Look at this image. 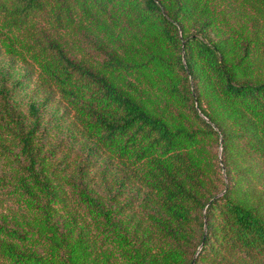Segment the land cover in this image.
I'll return each instance as SVG.
<instances>
[{"label": "trees", "instance_id": "1", "mask_svg": "<svg viewBox=\"0 0 264 264\" xmlns=\"http://www.w3.org/2000/svg\"><path fill=\"white\" fill-rule=\"evenodd\" d=\"M0 264H264V0H0Z\"/></svg>", "mask_w": 264, "mask_h": 264}, {"label": "water", "instance_id": "2", "mask_svg": "<svg viewBox=\"0 0 264 264\" xmlns=\"http://www.w3.org/2000/svg\"><path fill=\"white\" fill-rule=\"evenodd\" d=\"M196 256H197V255H196ZM196 256H195V257H196ZM195 257H194V259H195Z\"/></svg>", "mask_w": 264, "mask_h": 264}]
</instances>
